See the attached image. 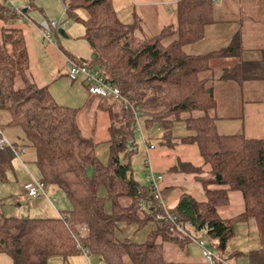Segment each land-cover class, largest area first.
<instances>
[{"label":"trees","instance_id":"16d2710c","mask_svg":"<svg viewBox=\"0 0 264 264\" xmlns=\"http://www.w3.org/2000/svg\"><path fill=\"white\" fill-rule=\"evenodd\" d=\"M60 1L67 16L86 28L85 39L96 54L88 66L102 69L106 81L118 86L137 108L142 131L167 147L197 144L204 162L211 166L209 175L199 179L208 201L200 203L184 194L171 210L177 223L193 238H204L211 246L217 242L216 251L225 256L237 223L255 221L260 248L247 255L248 264H264V139L218 133L215 123L219 102L214 86L216 82L264 84V50L259 61L241 60L216 71L213 60L241 59L244 48L237 33L220 51L188 55L184 47L202 41L206 28L215 22L213 0H179L178 39L167 46L163 40L174 33L173 27L151 36L137 18L126 25L118 18L113 0ZM80 10L88 14L87 19L78 16ZM17 17L5 4L0 5V20ZM28 70L22 31L3 29L0 114L9 115V126L23 129L25 146L36 151L39 179L46 188L62 192L71 209L62 212V218H1L0 253L10 256L14 264H47L54 256L68 258L81 252L72 234L86 227L87 234L79 239L83 250L107 264H164L162 243L182 248L190 237L160 218L163 210L156 205L154 194L134 178L130 159L137 152L138 123L133 112L120 106L121 111L112 116L110 156L104 165L96 156L94 142L78 128L77 110L56 104L46 89L28 80ZM181 125L191 134L176 138L175 129ZM150 140H146L148 144ZM14 159L11 149L0 150V182L10 181ZM210 185L228 189L212 191ZM102 188L106 198L99 195ZM229 191L243 194L245 211L236 219L223 220L217 209L228 203ZM107 201L112 204L110 214L105 212ZM151 202L154 207L147 212L141 210L143 203ZM151 223L155 230L143 244L116 237L121 224L144 228Z\"/></svg>","mask_w":264,"mask_h":264},{"label":"crops","instance_id":"0c3cea01","mask_svg":"<svg viewBox=\"0 0 264 264\" xmlns=\"http://www.w3.org/2000/svg\"><path fill=\"white\" fill-rule=\"evenodd\" d=\"M239 1L215 0V22L206 28L205 38L202 41L184 47V51L192 56L208 55L228 47L234 36L240 33L244 48L241 59L230 58L228 64L225 67L223 64V67L220 68L232 67L241 60H261L264 46L258 44V40L262 37L264 39V11L261 12L260 19L254 14L256 7H254V11L250 10V13L243 14L237 6ZM255 1L260 3H254V6L262 4L264 6V0ZM13 2L21 14L18 15L16 20H0V34L3 29L22 31L29 57L28 80L38 88L46 89L56 104L77 110L76 123L78 128L85 138L94 142L96 156L100 162L104 165L107 164L111 149L110 128L114 122L112 116L121 111L120 105L112 99L91 96L82 79L72 82L68 78L70 60L86 65H90L94 60L92 57L95 52L85 39L86 28L84 24L71 25L69 22L67 28H65L66 38L60 36L56 31L53 35L57 44L49 43L41 34L39 23L44 19L66 21L67 14L64 11L63 3L60 0H13ZM178 2L179 0H113V6L122 23L129 25L134 18H137L143 23L146 32L151 36H158L166 28L173 27L174 33L163 40L164 45L167 46L178 39L176 33L178 28ZM224 2L229 3L226 9H224ZM3 4L4 0H0V5ZM223 10L229 12L226 17H224ZM78 15L82 20L87 19L88 16L84 10ZM218 63H220L218 59L212 61V65L219 66ZM218 83L220 82L214 83L216 93L218 87V91L224 90V99L230 100L231 98L234 101L233 105L231 104L224 109V106L218 100V116L223 109L227 111L231 109L229 116L223 117L221 115L216 120L218 133L226 136L244 134L248 139L263 140L264 97L260 98L258 96L262 92L264 94V84L247 82L241 86L232 82H221L224 83L221 88L217 86ZM4 116L0 114L1 119ZM141 132V146L137 144V151L141 150L145 157L146 170L145 184L143 185H147L150 173L158 176L162 175L163 180L160 183V188L169 210H174L178 206L184 194L191 196L200 203L207 202L206 191L199 179L206 178L209 175L211 166L204 162L198 145L179 143L175 147H167L151 139L150 135L144 131ZM190 134L186 129L174 132L176 138H184ZM148 137L149 140L151 139L150 144L155 145L154 149H148L145 144L144 139L148 140ZM14 144L16 145L15 142ZM25 145L20 146L21 148L27 147ZM27 182L29 181L22 184V194L18 197L17 206L21 207L22 203L25 205V203L32 202L33 207L30 212H34L35 216L58 218L57 214H61L63 211L58 212L53 207L52 200L48 195V187L46 188L47 197L31 199L24 190ZM50 188L53 192L62 193L54 187ZM224 189L228 188L209 186V190L212 191ZM99 195L103 198L107 197L105 188L100 190ZM44 199L49 201L53 211L51 208L47 210L43 207L44 204L41 202ZM35 208L37 211H34ZM111 211L112 204L107 201L105 212L110 214ZM217 211L223 220L238 218L245 211L243 194L240 191H229L228 203L219 206ZM3 217L9 216L5 215L0 209V219ZM127 229L129 230L127 231ZM154 230L155 225L152 223L144 228H139L136 224H121L116 230V237L121 241L143 244ZM118 233L124 237H120ZM212 244L213 246L208 243L209 248L223 260L219 264H248L247 255L260 248L257 224L255 221H240L237 223L236 234L227 245L228 255H219L216 251L217 242L213 241ZM162 250L164 264H205L201 248L192 239L182 248L174 243L164 242L162 243ZM231 253L242 256H231L229 255ZM98 258V260L96 259L97 262L93 263L90 254L86 255L80 252L68 258L62 257V264L105 263L100 257ZM51 259L52 257L48 261Z\"/></svg>","mask_w":264,"mask_h":264},{"label":"rangeland","instance_id":"374dc122","mask_svg":"<svg viewBox=\"0 0 264 264\" xmlns=\"http://www.w3.org/2000/svg\"><path fill=\"white\" fill-rule=\"evenodd\" d=\"M224 9L228 8L226 7L227 2H224ZM254 3H260V2H257L255 0H240L239 1V5H237L239 7V10L241 11V13L245 14V13H248L250 10L251 11H254L256 7V12L254 11V14L257 16L258 19L261 18V12L264 11V6L263 4L262 5H256L254 6ZM236 6V7H237ZM216 7V6H215ZM81 11L80 10L78 12V14L80 13L81 14ZM230 11V10H229ZM223 14H224V17H226L229 12L223 10ZM250 13V12H249ZM79 16V15H78ZM45 20V19H44ZM66 20H69L70 24L71 25H74V24H81L80 21H78L77 19L75 18H69L67 16V19ZM258 44H261L264 46V39L263 37L259 40H258ZM230 58H220L218 59V61L220 63L219 66L217 65H212V67L218 71L219 69H221L220 67H223V64H224V67L225 65L228 64V60ZM232 60V59H231ZM222 64V65H221ZM222 84L224 83H218L217 86H220L222 88ZM260 98H263L264 97V94L263 92L260 93V95L258 96ZM217 98L220 102L221 105L224 106V109H226L229 105H233L234 104V101L230 100L229 99H224V90L221 89V91H218V87H217ZM222 110L220 111V117L221 115L224 117V116H229V113L231 111L230 110ZM5 115V116H4ZM2 115L4 116V118H0V126H1V130L4 134V136L9 140V142L13 145L14 142L16 143L17 146H19L21 148L20 145H23V144H26V137H25V133L23 131L22 128L20 127H12L9 126L8 122H9V115L6 113ZM185 127L184 126H178L176 127L175 131L177 132V130H184ZM137 136H136V142L139 146H141V135H142V132L140 130V128L137 129V132H136ZM18 135V136H17ZM149 138V137H148ZM25 152L22 153L21 151H19V157H15L14 161H13V169H11L9 171V178H10V181L9 182H0V209L1 211L9 216V217H15V218H27V217H30V218H34V219H40V217L38 216H35V213L34 212H30V209L33 207V203L31 202H28V203H22L23 205L21 207H18L17 204H18V197L20 196V194H22V184L26 181H31V178L32 176L35 177V178H40V172H39V169L35 163V149L32 148V147H23ZM143 152L141 150H138L136 153H134L132 156H131V159H130V162H131V165H132V168H133V174H134V178L139 182V183H142V184H145V179H144V176H145V164H144V156H143ZM144 180V181H143ZM144 182V183H143ZM48 195L50 197V199L52 200V203H53V207H55L58 212H65V211H68L70 210V203L69 201L67 200V198L65 197V195L63 193H57V192H53L52 191V188L48 187ZM43 207L45 209H49L51 208L52 210V205L49 203V201L47 199H44L43 202ZM34 211H37L36 208L34 209ZM53 211V210H52ZM57 216H59V213L57 214ZM129 229H127L128 231ZM120 237H124L123 235H120V233H118ZM83 253V252H81ZM91 255V260H93V263L94 262H97L96 259L98 260L99 256L95 255V254H90ZM52 260V261H51ZM49 260V264H62V257L60 256H55V257H52V259ZM0 264H14V261L13 259L6 255V254H3V253H0ZM101 264H107L106 262L105 263H101Z\"/></svg>","mask_w":264,"mask_h":264},{"label":"built area","instance_id":"2783aa9c","mask_svg":"<svg viewBox=\"0 0 264 264\" xmlns=\"http://www.w3.org/2000/svg\"><path fill=\"white\" fill-rule=\"evenodd\" d=\"M213 2H215V0H213ZM4 4L11 10L12 14H15L17 16L21 14L20 10L15 7L13 0H4ZM63 7L64 11L66 12V7L64 4ZM68 24L69 20L61 22L54 19H45L39 23V30L45 40H47L49 43L57 44L53 33L58 31L59 29L67 28ZM68 78L72 82H76L79 79H82L88 93L91 96L101 99H112L116 101L124 110L133 112L134 117L136 118L138 123V128H140V130L142 131L141 117L137 111V108H135L134 105H132L131 102L123 95L121 89L118 86H115L106 81L102 69L93 68L86 64L70 60ZM144 142L147 145L148 149L155 148V146L148 144L146 139H144ZM4 149H11L15 157H19V151H21L22 153H24L25 151L23 148H16L15 145L11 144L9 140L4 136L0 127V150ZM162 180V175L158 176L150 173L147 183L150 191L154 194V201H156L157 203L156 205L163 210V214L160 215V218H165L168 223L176 226L180 232L186 234L190 237V239L197 242L202 250L205 264H219L220 262H222L223 260L209 248L208 241L206 239H196L191 237L188 233H186L184 226L177 223V216L173 214L171 210H169L166 206L165 198L160 188V183L162 182ZM24 190L26 192V195L31 199L47 197L45 184L40 179L35 177H32L31 181L25 184ZM153 203H143L141 205V210L147 212L149 208L154 207ZM59 216L60 218H62L61 214H59ZM87 232L88 229L86 227H82L80 229V232H74L72 234L76 242L77 249L81 250V252L85 253L86 255L89 253L83 250L79 239L86 235Z\"/></svg>","mask_w":264,"mask_h":264},{"label":"water","instance_id":"95a60500","mask_svg":"<svg viewBox=\"0 0 264 264\" xmlns=\"http://www.w3.org/2000/svg\"><path fill=\"white\" fill-rule=\"evenodd\" d=\"M58 33L60 34V36H62L63 38H66V35H65V29H59L58 30ZM93 59L96 58V54L92 57Z\"/></svg>","mask_w":264,"mask_h":264}]
</instances>
